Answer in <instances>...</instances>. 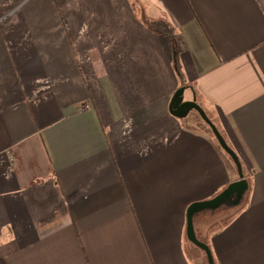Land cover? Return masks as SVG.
I'll list each match as a JSON object with an SVG mask.
<instances>
[{"label": "crops", "instance_id": "1", "mask_svg": "<svg viewBox=\"0 0 264 264\" xmlns=\"http://www.w3.org/2000/svg\"><path fill=\"white\" fill-rule=\"evenodd\" d=\"M181 87L248 184L196 236L264 264V0H0V264H209L239 175Z\"/></svg>", "mask_w": 264, "mask_h": 264}, {"label": "water", "instance_id": "2", "mask_svg": "<svg viewBox=\"0 0 264 264\" xmlns=\"http://www.w3.org/2000/svg\"><path fill=\"white\" fill-rule=\"evenodd\" d=\"M175 61H177L176 54H175ZM187 89L188 87H181L175 92L169 105L170 114L178 119H184L191 112L194 111L197 112V114L201 117V119L205 122V124L211 129L220 147L227 153V155L235 163L239 175V180L237 182L229 185L226 190H224L214 199L194 203L189 207L187 211V237L189 241L206 253L209 264H215L213 254L209 246L203 243L202 241H200L196 236L195 227H194V217L198 213L203 212L205 210H216L220 208L223 204L231 203L234 206H238L242 201L244 193L248 190V184L245 179L243 166L238 155L229 146L223 135L220 133L219 129L208 117L205 110L198 104L197 97L192 88H191L193 93L192 100H185V93ZM233 197H235L234 201H232Z\"/></svg>", "mask_w": 264, "mask_h": 264}, {"label": "rangeland", "instance_id": "3", "mask_svg": "<svg viewBox=\"0 0 264 264\" xmlns=\"http://www.w3.org/2000/svg\"><path fill=\"white\" fill-rule=\"evenodd\" d=\"M185 97L189 98V94L185 93ZM191 113H194L196 119H198L199 121V126H201L202 130H204L207 134H209L217 143V139L215 138L214 134L212 133L211 129L205 124V122L200 118V116L197 114V112H191ZM221 132V131H220ZM222 134V133H221ZM223 135V134H222ZM224 136V135H223ZM219 145V143H218ZM230 146V145H229ZM222 149V148H221ZM222 151L224 153H226L223 149ZM227 154V153H226ZM245 201L241 202L238 206L239 207H236V208H232V209H228V208H224V209H219L215 212V215L216 214H221L222 217L219 218V220H217V222H214V224L211 225V229L214 231V230H217L219 228H221L222 226H224L225 224H227L233 217L234 215L239 212L241 210V208L243 207ZM207 211H210V210H205V212ZM213 223V221H211L209 224ZM201 238V237H199ZM202 250V249H201Z\"/></svg>", "mask_w": 264, "mask_h": 264}, {"label": "built area", "instance_id": "4", "mask_svg": "<svg viewBox=\"0 0 264 264\" xmlns=\"http://www.w3.org/2000/svg\"><path fill=\"white\" fill-rule=\"evenodd\" d=\"M84 109V108H83ZM85 110V109H84Z\"/></svg>", "mask_w": 264, "mask_h": 264}]
</instances>
